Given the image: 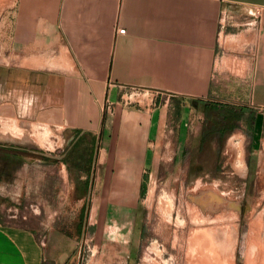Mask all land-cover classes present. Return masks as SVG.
I'll return each instance as SVG.
<instances>
[{
    "label": "crops",
    "instance_id": "0c3cea01",
    "mask_svg": "<svg viewBox=\"0 0 264 264\" xmlns=\"http://www.w3.org/2000/svg\"><path fill=\"white\" fill-rule=\"evenodd\" d=\"M12 57L16 80L42 85L36 121L68 130L70 141L74 131H87L104 144L110 132L108 154L99 147L88 172L75 168L80 178H91L100 164L102 194L119 196L101 204L96 224L97 241L111 248L110 258L121 250L122 232L132 229L130 209L169 99L203 100L226 83L229 98L247 99L254 109L252 137L257 152L264 150V0H0V64ZM130 87L156 94L146 106L117 103ZM108 90L110 113L101 110ZM155 96H166L162 106L151 102ZM22 101L13 102L14 110ZM9 103L1 101L0 108ZM21 146L26 147L0 138L4 156L18 157L14 152ZM77 243L76 236L53 226L39 236L0 216V264H77ZM125 258L128 264L130 255Z\"/></svg>",
    "mask_w": 264,
    "mask_h": 264
},
{
    "label": "rangeland",
    "instance_id": "374dc122",
    "mask_svg": "<svg viewBox=\"0 0 264 264\" xmlns=\"http://www.w3.org/2000/svg\"><path fill=\"white\" fill-rule=\"evenodd\" d=\"M1 63L0 102L11 104L1 105L0 111L3 107L8 111L0 113V130L15 136L1 134L0 138L32 150L14 152L18 157L0 151V216L4 221L31 228L39 236L50 226L76 236L77 264H126V255H130L128 264H264V178L260 175L264 159L259 162L264 150L257 152L252 137L254 109L246 106L247 99L229 98L226 83L203 99L243 108L242 118L223 134L188 99L181 100L178 116L175 98L168 100L164 125L149 147L151 159L142 178L144 191L136 202L132 229L122 232L121 250L110 258L111 248L97 241L96 224L101 204L114 203L119 196L102 194L100 164L95 163L91 178H80L82 172L73 162L64 169L44 158L61 154L69 146V132L36 121L41 83L16 80L13 57L6 65ZM234 86L240 88L237 82ZM153 94L136 90L126 106H146ZM20 97L22 107L14 110L13 102ZM165 99L155 96L151 102L156 101L158 107ZM109 135L104 134V144L102 137L94 140V152L104 146L108 154ZM91 136L84 137L87 144ZM78 152L83 153L78 149L75 162ZM4 170H8L7 179Z\"/></svg>",
    "mask_w": 264,
    "mask_h": 264
},
{
    "label": "trees",
    "instance_id": "16d2710c",
    "mask_svg": "<svg viewBox=\"0 0 264 264\" xmlns=\"http://www.w3.org/2000/svg\"><path fill=\"white\" fill-rule=\"evenodd\" d=\"M181 98H176V105L177 116L181 113ZM190 104L198 109H200L206 116H210L213 124L217 125L215 130H218L220 134H223L226 130L232 129L235 127L236 122L240 120L243 116V108L241 106L231 105V104H219L216 102H207L201 99H190ZM215 115L214 118L212 115ZM253 123V118L251 119ZM214 129V128H213ZM87 135H92L90 132H81V131H74V136L67 146L61 153V157L59 159L52 158L48 155L44 156L47 161H62L64 163H72L73 167L88 172V167L93 159L94 156V136H91L90 144H87L84 141V137ZM19 150L24 151H32L30 148H26L24 146L17 147ZM78 149H82L83 153L77 155L79 160L74 159V155L77 153ZM86 182V181H85ZM144 186L141 187L140 192L143 193ZM136 209V208H135ZM135 209H130L131 212H135ZM77 233L80 232V224L77 225Z\"/></svg>",
    "mask_w": 264,
    "mask_h": 264
},
{
    "label": "built area",
    "instance_id": "2783aa9c",
    "mask_svg": "<svg viewBox=\"0 0 264 264\" xmlns=\"http://www.w3.org/2000/svg\"><path fill=\"white\" fill-rule=\"evenodd\" d=\"M124 29H122V28H120V29H118L117 30V32L118 33H124ZM112 84H109V86H108V88L110 89V86H111ZM119 87H124V86H122V85H119ZM136 90H142V91H149V90H147V89H144V88H137V87H130L129 88V92H123L122 94H120V96H119V98H120V101L123 103V105H127V104H129V103H131L132 102V100H131V96L135 93V91ZM125 96H127V97H125ZM119 100H117V103H119L120 102ZM140 104V103H139ZM145 104H147V103H145ZM114 105V102H112V100L110 99V92H109V90H108V92H107V94H106V98H105V103H104V105L101 107V110L103 111V112H111V110H112V106Z\"/></svg>",
    "mask_w": 264,
    "mask_h": 264
},
{
    "label": "flooded vegetation",
    "instance_id": "af4514ba",
    "mask_svg": "<svg viewBox=\"0 0 264 264\" xmlns=\"http://www.w3.org/2000/svg\"><path fill=\"white\" fill-rule=\"evenodd\" d=\"M6 84V83H5ZM5 96V95H4Z\"/></svg>",
    "mask_w": 264,
    "mask_h": 264
},
{
    "label": "bare ground",
    "instance_id": "6f19581e",
    "mask_svg": "<svg viewBox=\"0 0 264 264\" xmlns=\"http://www.w3.org/2000/svg\"><path fill=\"white\" fill-rule=\"evenodd\" d=\"M245 175V174H244Z\"/></svg>",
    "mask_w": 264,
    "mask_h": 264
}]
</instances>
